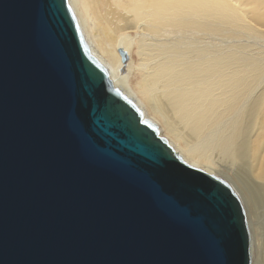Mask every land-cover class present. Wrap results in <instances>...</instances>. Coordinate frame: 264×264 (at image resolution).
Segmentation results:
<instances>
[{
  "label": "water",
  "instance_id": "water-1",
  "mask_svg": "<svg viewBox=\"0 0 264 264\" xmlns=\"http://www.w3.org/2000/svg\"><path fill=\"white\" fill-rule=\"evenodd\" d=\"M106 155L132 158L189 219ZM252 243L233 187L114 85L69 0H0V264H253Z\"/></svg>",
  "mask_w": 264,
  "mask_h": 264
},
{
  "label": "bare ground",
  "instance_id": "bare-ground-1",
  "mask_svg": "<svg viewBox=\"0 0 264 264\" xmlns=\"http://www.w3.org/2000/svg\"><path fill=\"white\" fill-rule=\"evenodd\" d=\"M69 2L114 85L233 187L264 264V0Z\"/></svg>",
  "mask_w": 264,
  "mask_h": 264
},
{
  "label": "snow or ice",
  "instance_id": "snow-or-ice-1",
  "mask_svg": "<svg viewBox=\"0 0 264 264\" xmlns=\"http://www.w3.org/2000/svg\"><path fill=\"white\" fill-rule=\"evenodd\" d=\"M53 3L55 4L56 0H53ZM53 56L54 58H58L59 53L54 50ZM84 87H88V85L85 84ZM94 123L98 124L99 121H95ZM72 127H73L74 132L78 135L80 142H81V147L83 148L85 152H88L93 155H100V156L105 155L102 151H100L102 150V148H100L99 145L96 144V142L88 134V131L81 126V123L79 122L78 117H74L72 119ZM135 145L141 148L139 144H135ZM141 149L143 151H132L130 149L129 151L131 153L144 152V149L143 148ZM107 162L111 164L112 166L116 167L117 169H119L130 179L148 185L152 189L154 195H156V197L165 205V207H167V209L171 211L172 213H174L176 216H178L181 219H185V220L189 219V213L186 210L177 208L175 204H173L170 201H167L165 196L161 192H159L157 189H155L154 186L150 185L147 178L142 176V174L140 173L139 169L137 168L132 158H129V159L121 158L120 160H115L112 157L107 156Z\"/></svg>",
  "mask_w": 264,
  "mask_h": 264
}]
</instances>
